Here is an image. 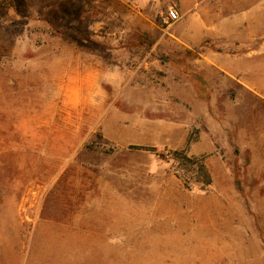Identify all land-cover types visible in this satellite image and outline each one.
Returning a JSON list of instances; mask_svg holds the SVG:
<instances>
[{
	"label": "rangeland",
	"instance_id": "obj_1",
	"mask_svg": "<svg viewBox=\"0 0 264 264\" xmlns=\"http://www.w3.org/2000/svg\"><path fill=\"white\" fill-rule=\"evenodd\" d=\"M0 264H264V0H0Z\"/></svg>",
	"mask_w": 264,
	"mask_h": 264
},
{
	"label": "trees",
	"instance_id": "obj_2",
	"mask_svg": "<svg viewBox=\"0 0 264 264\" xmlns=\"http://www.w3.org/2000/svg\"><path fill=\"white\" fill-rule=\"evenodd\" d=\"M143 36H144L145 38L147 37L146 34H143ZM147 45H148V46H152V45H153V41H148V42H147ZM186 74H187L189 77H192V78H194V79H195L196 77H198V78H200V80H201L202 82L204 81V79H203L199 74H197L196 72H186ZM174 155H177V156H176V160H177V161L181 160V161H183V162L185 163V165L194 166L196 169H198V170L201 169L203 172H205V173L207 174V172H206V170H205V169H206L205 166H204L202 163H200L198 159L188 157V156L185 155V153L180 154V153H176V152H174ZM207 184H209V183H207Z\"/></svg>",
	"mask_w": 264,
	"mask_h": 264
},
{
	"label": "built area",
	"instance_id": "obj_3",
	"mask_svg": "<svg viewBox=\"0 0 264 264\" xmlns=\"http://www.w3.org/2000/svg\"><path fill=\"white\" fill-rule=\"evenodd\" d=\"M180 20V14L177 9L170 8L166 11L164 16V22L167 24H174Z\"/></svg>",
	"mask_w": 264,
	"mask_h": 264
}]
</instances>
